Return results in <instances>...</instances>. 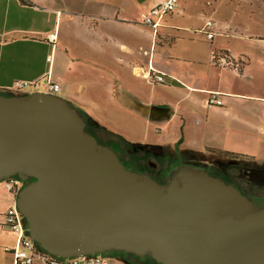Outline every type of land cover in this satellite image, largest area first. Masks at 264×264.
Masks as SVG:
<instances>
[{"label":"water","instance_id":"obj_1","mask_svg":"<svg viewBox=\"0 0 264 264\" xmlns=\"http://www.w3.org/2000/svg\"><path fill=\"white\" fill-rule=\"evenodd\" d=\"M131 100L152 121L167 110ZM12 176L31 178L15 207L28 236L52 255L121 251L160 264H264V196L257 205L188 166L165 184L131 171L58 95L0 92V181Z\"/></svg>","mask_w":264,"mask_h":264},{"label":"crops","instance_id":"obj_2","mask_svg":"<svg viewBox=\"0 0 264 264\" xmlns=\"http://www.w3.org/2000/svg\"><path fill=\"white\" fill-rule=\"evenodd\" d=\"M159 1L0 0V91L15 80L42 83L47 78L59 85L57 95L66 99L71 45L103 43L111 47V61L134 76L148 67L164 73L165 84L176 94L174 102L143 99L111 76L110 94L117 103L161 124L160 138L152 145L264 161V0H177L173 12L190 20L189 28L175 18L177 23L158 24L153 31L141 15ZM78 10L93 22L77 20ZM206 21L211 23V39L202 31ZM48 33L54 34L51 42ZM214 50L229 51L235 67L213 65ZM35 91H41L40 86ZM211 92L220 105H206ZM131 97L165 107L168 117L162 119L160 110L154 112L159 121L140 115L131 108ZM14 200L0 181V264L7 257L11 264L5 248L14 244V235L2 223Z\"/></svg>","mask_w":264,"mask_h":264},{"label":"rangeland","instance_id":"obj_3","mask_svg":"<svg viewBox=\"0 0 264 264\" xmlns=\"http://www.w3.org/2000/svg\"><path fill=\"white\" fill-rule=\"evenodd\" d=\"M75 17L77 20L93 22L88 13L83 10L76 11ZM175 18L179 19L178 22L182 27L188 26L189 28L190 20L182 19L183 17H179V14L173 11L161 15L157 21L160 26L163 23H177ZM155 19L156 16H152V20ZM74 30L76 31L75 26ZM170 31L175 33V30ZM197 35L201 36L199 33ZM66 57L70 69L66 73L69 93L65 100L79 111L86 122V129L93 133L99 142L111 146L126 164L130 163L134 166L135 162L149 159L155 161L157 165H166L165 159L168 161V157L153 159L136 146L130 145L131 143L153 144L157 142L160 138L161 124L149 122L117 103L111 97L110 83L111 76L114 74L124 87L143 99L174 102L176 94L168 89L167 84L152 82L141 76V71L134 76L127 68L121 67L117 61H111V47L103 43L90 41L88 44L79 45L74 42ZM103 67L112 71H105L106 68L103 69ZM200 155L197 156H200L202 164L211 170L217 167L219 169L220 166L231 161L217 153ZM111 253L118 254L120 258L106 255L109 263L119 261L120 264H155L148 255L137 256L121 251L108 252V254ZM4 264H9L8 257Z\"/></svg>","mask_w":264,"mask_h":264},{"label":"built area","instance_id":"obj_4","mask_svg":"<svg viewBox=\"0 0 264 264\" xmlns=\"http://www.w3.org/2000/svg\"><path fill=\"white\" fill-rule=\"evenodd\" d=\"M177 0H161L155 3L146 13L142 14L141 21L149 25L153 31L158 25V19L161 15L171 13L175 9ZM152 16H156L152 20ZM207 39H211L213 32L211 31V23L206 21L202 27ZM48 41L54 38L53 33L46 35ZM210 61L213 65L219 67H235L233 58L229 51H212ZM141 76L149 79L152 82L164 83V73L148 67L146 70L141 71ZM40 86L41 91L57 95L59 92V85L55 82L45 79L42 83L39 80L26 81L15 80L9 87H6L1 92H8L10 94H27ZM208 106L220 105L221 102L217 98V94L211 92L205 99ZM4 187L14 197L17 190L22 186L19 179L15 176L3 180ZM2 227L14 235V244L11 247L5 248L9 253L11 264H108V259L105 253L85 254L70 257H59L52 255L45 250L41 249L36 242H34L27 234L25 223L22 215L15 207L14 201L6 208L3 214Z\"/></svg>","mask_w":264,"mask_h":264},{"label":"flooded vegetation","instance_id":"obj_5","mask_svg":"<svg viewBox=\"0 0 264 264\" xmlns=\"http://www.w3.org/2000/svg\"><path fill=\"white\" fill-rule=\"evenodd\" d=\"M84 128H86L85 121ZM96 141L99 142L97 139ZM102 145L111 148L125 168L131 171L145 174L149 178L155 180L160 184H165L168 181L171 173L177 167L188 166L206 171L209 175L219 178L226 184L232 185L251 202L257 205L263 204L264 161H254L252 159L244 157L232 158L222 155L231 161L226 162V165L220 166L219 169L217 167L214 170H211L209 168H206L205 165L202 164L201 158H199L201 155L196 154L192 151L181 150L176 146L171 147L170 150L167 145L159 146L152 144L131 143V146H136L138 149L144 151V153H147L149 157L158 160L161 157L166 156L169 159L168 161L171 163L169 165V162L167 161V159H165L166 165L161 166L162 164L157 165L155 161L146 159L145 161L135 162L134 166L129 163L130 166H128L129 164H126V162L111 146L103 143ZM30 179L31 178H27L26 181H29ZM26 181L19 180L21 185H23V183ZM154 263L160 264L156 261H154Z\"/></svg>","mask_w":264,"mask_h":264},{"label":"trees","instance_id":"obj_6","mask_svg":"<svg viewBox=\"0 0 264 264\" xmlns=\"http://www.w3.org/2000/svg\"><path fill=\"white\" fill-rule=\"evenodd\" d=\"M2 93H6V94H10L8 92H2ZM88 133L92 134L94 136L93 133H91L90 131H88L86 128H84ZM95 137V136H94ZM100 143V142H98ZM102 144V143H101ZM217 154H220V155H225V156H229V157H232V158H236L237 156L236 155H233L231 153H227V152H221V153H217Z\"/></svg>","mask_w":264,"mask_h":264}]
</instances>
